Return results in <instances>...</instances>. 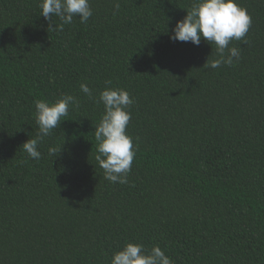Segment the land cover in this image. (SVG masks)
Here are the masks:
<instances>
[{
	"label": "trees",
	"instance_id": "16d2710c",
	"mask_svg": "<svg viewBox=\"0 0 264 264\" xmlns=\"http://www.w3.org/2000/svg\"><path fill=\"white\" fill-rule=\"evenodd\" d=\"M38 3L0 0V264H110L127 243L173 264H264V0H237L251 26L217 69L214 45L169 39L192 0H89L88 22L63 27ZM105 81L134 100L126 184L95 161L103 105L79 88L98 99ZM61 95L79 107L33 160L34 101Z\"/></svg>",
	"mask_w": 264,
	"mask_h": 264
},
{
	"label": "clouds",
	"instance_id": "9594fccd",
	"mask_svg": "<svg viewBox=\"0 0 264 264\" xmlns=\"http://www.w3.org/2000/svg\"><path fill=\"white\" fill-rule=\"evenodd\" d=\"M40 15L46 21L55 16L61 22L60 27L72 24L75 17L80 23H87L93 15L89 0H39ZM119 3H114L116 11ZM251 26V17L237 0H192L190 8L182 20L176 21L170 30L169 39L173 42H190L199 46L204 40L215 46L216 56L206 61L204 67L217 69L222 65L232 66L239 61L241 47L230 46L232 41H245ZM49 28H55L49 24ZM246 42V41H245ZM111 81H105V87L98 99L86 83L79 85L80 91L89 99L103 105L100 121L94 130L97 142L95 161L104 171L106 180L112 183H128V173L135 158V147L132 138L126 134L131 119L130 108L134 104L130 94L120 88L110 87ZM79 107V101L72 95H61L54 102L43 99L34 101V118L38 127L35 138L28 139L21 146L27 156L33 160L41 158L38 145L53 129H56L61 118L69 114V108ZM61 148L50 147L49 154L56 155ZM110 264H173L159 246L146 252L138 243H127L115 252Z\"/></svg>",
	"mask_w": 264,
	"mask_h": 264
}]
</instances>
